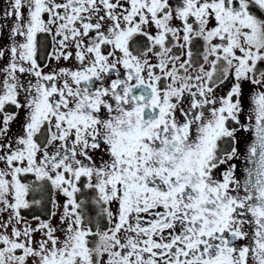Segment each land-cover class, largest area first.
I'll return each instance as SVG.
<instances>
[{
    "label": "snow or ice",
    "instance_id": "obj_1",
    "mask_svg": "<svg viewBox=\"0 0 264 264\" xmlns=\"http://www.w3.org/2000/svg\"><path fill=\"white\" fill-rule=\"evenodd\" d=\"M0 264H264V0H0Z\"/></svg>",
    "mask_w": 264,
    "mask_h": 264
}]
</instances>
